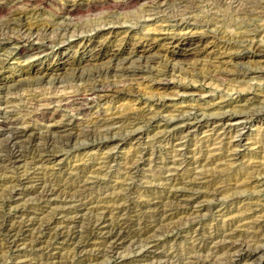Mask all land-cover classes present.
Wrapping results in <instances>:
<instances>
[{
    "label": "rangeland",
    "instance_id": "obj_1",
    "mask_svg": "<svg viewBox=\"0 0 264 264\" xmlns=\"http://www.w3.org/2000/svg\"><path fill=\"white\" fill-rule=\"evenodd\" d=\"M168 1L172 8L176 7L177 0ZM214 1L197 0L198 8L176 24L162 21L161 16H144V5L156 0H137L125 8L116 5V0H40L34 4L39 7L38 15L27 18L26 23L57 22L56 28L29 39L23 28L25 20L16 22L8 33L3 26L15 14L33 6L27 0H0V37L15 36L19 41L17 45L3 39L0 42V114L28 105L29 110L19 114L24 120L22 125L28 123L42 131L50 126L56 130L55 138H59L65 133L57 123L63 118V111L56 109L57 102L41 100H55L102 82L105 87L96 103L88 114H79V130L87 125L82 124L86 118L95 117L100 111L115 116L119 108L155 110L164 102L169 112L165 113L166 119L160 116V122L141 123L142 127L135 131L123 128L116 133L115 129L108 136L55 144L45 153L44 162L35 154L28 155L33 146L44 140L22 139L27 154L12 168H3L6 163L0 162V264H167L166 256L171 257L168 264H194L195 259L197 264H204L210 257L218 259L219 264H264V248H257V237L253 235L264 233V171H258L264 160V75H206L208 65L213 64L216 70L230 72L243 65L264 66V54L251 43L253 38L264 43V20L257 14L262 9L251 0L257 10L238 26L236 22L242 18L233 9L236 4ZM213 12L221 20L216 24H198L190 17L203 18ZM66 19L74 22L75 35L71 32L64 40L45 45L43 38L56 37ZM224 44L241 53L223 55ZM149 58L157 59L155 69L164 64L189 69H170L164 76H156L150 68L136 70V75L106 70L120 63H144ZM199 63L205 66L191 71L189 65ZM78 72H84V79L74 77ZM116 83L122 92L115 93L107 85ZM124 83L128 86L123 88ZM33 100L35 109L49 103L46 115L34 117L35 109L30 104ZM248 100L256 102L252 107L256 108L257 117L234 124L233 130L242 133L241 137L236 136L240 142L232 144L238 153L225 157L230 146L213 144L224 132L220 123L222 119L238 117L232 108L239 109ZM224 103L231 107L223 113L214 110ZM193 106H210L214 114L203 117L193 111L182 115V110ZM168 124L171 126L166 128ZM175 132H189V137L178 141L173 136ZM42 135L50 134L44 131ZM209 136L213 138L205 141ZM212 149L218 152L219 164L208 167V176L194 179L195 185L182 183L180 178L186 174L170 177L163 167V161L189 163L201 151ZM132 157L140 163L136 171L126 167ZM193 165L197 164H188L187 168ZM244 179L250 182L241 184ZM46 187L55 190L50 198L41 196ZM191 197L193 202L188 204ZM19 223L22 231L13 230L11 225ZM120 227L124 237L116 242L112 234ZM229 232L236 235L233 240L249 244L235 256L224 247L214 249L213 242H220Z\"/></svg>",
    "mask_w": 264,
    "mask_h": 264
},
{
    "label": "bare ground",
    "instance_id": "obj_2",
    "mask_svg": "<svg viewBox=\"0 0 264 264\" xmlns=\"http://www.w3.org/2000/svg\"><path fill=\"white\" fill-rule=\"evenodd\" d=\"M27 1H29L30 4L27 3V2L26 3L28 5H32L33 7L29 8L28 6H25V7H28V9L25 8V9H27V11L21 12V13H18V14H15L16 17L11 18V20L8 19V21L5 23V26H3V30H6L5 32L8 33L10 29H12V28L14 29V26L13 25H15V23L18 22L20 19L25 20V25L26 26H23V28L25 29L24 31L26 33V37L29 38V39H32V37H35L36 34L43 35V34H46L49 30H54L56 28L55 24L57 22L53 23V22H47V21H35V23L33 22V24H30V23L27 24L28 22L26 23V19L27 18H29L31 16H36V14L38 15V11H39L38 8L39 7L37 8V6H34V4L37 1H40V0H27ZM116 1H118L116 5L120 6L121 8H125L126 6H128V4H130L131 2H136L137 0H116ZM196 1L197 0H177L176 3H174L176 7H173L172 8V6H171L172 4H169L168 3L169 2L168 0L167 1L166 0L165 1H163V0H158L157 1L156 0V2H152L150 4H148V3L145 4L144 5V8L142 10L145 13V14L143 13L144 16L147 15V16L150 17V16H156L157 15V16H161L160 18H162V21H169V22L170 21H173V22H176V24H177L178 22H180V20L182 21V19H183L182 16L184 17L185 15L191 14V13H193L198 8V6H197L198 4H196ZM215 1H214V4H215ZM229 1H230L231 4H233L232 6H234L236 4L233 9L235 10L237 16L239 15L242 18L240 20V22H236L238 24V26H241V25H243L245 23V21H246L245 20V17L246 16L249 17V16H251V15L254 14V12H255L254 9L256 8V6L253 8L252 5H251V3L252 4L254 3V1H255V3H258L259 4V8L262 9L261 11L259 9L260 12H258V11H257L258 13L256 12L258 14V16H259L258 18H261L260 20H264V0H254V1H251V0L250 1H246V0H229ZM7 2H9V1H7ZM210 2H213V1H210ZM218 2L221 3V4L222 3L225 4V3H228V0H219V1H217V3ZM203 3H204V1H203ZM199 5H200V3H199ZM145 6H147V7H145ZM120 7H118V8H120ZM22 10H24V9H22ZM255 10H257V9H255ZM179 15H181V16H179ZM214 15H216V13H214V12L211 13V16H208V14H207L206 16L208 17V19H207V17H203V16H202L203 18L198 17L199 15L196 16V17L193 16V15L192 16L189 15V16L193 19V21H195L198 24H202L203 25L205 23L204 25H208L209 23L210 24H216L217 22H220L221 21L219 18H216V16H214ZM110 17L111 16H109V18ZM106 19H108V18H106ZM125 19H128V17L125 18ZM131 20H132V18H131ZM131 20H130V22H131ZM19 22H21V20ZM222 22L224 24V21H222ZM247 22H249V21L247 20ZM254 24H256V22ZM260 25H262V23ZM260 25L258 24L257 26H260ZM263 25H264V23H263ZM59 28L61 29V31L58 34L56 33L57 34L56 37H54V38H52V37L43 38V39H46V40H44L45 41L44 42L45 45L46 44L47 45H50L53 42L55 43V41L57 39H60L61 41L64 40V38L68 36V33H71L72 32V35H73L74 34V31L76 29V26H75V24H74V22L72 20L70 21V20L66 19L61 24V26H59ZM12 32H13V30H12ZM8 35H10V34H8ZM6 36L4 35V37H6ZM41 37H43V36H41ZM38 38L39 37H36V39H38ZM153 38H156V37H153ZM2 39L5 40V42H7V43H11V44H15V45H17V43H19L18 37H15V36H8L6 38L0 37V42L2 41ZM28 41H31V40H28ZM251 43H252V47L253 48L259 50L261 54H264V43L263 42H261L259 40L256 41L255 38H253L252 41H251ZM30 44H31L32 49H35V47H33L34 46L33 45L34 43H32V41L30 42ZM229 47L230 46H226L224 44V46H223L224 49H223V53H222L223 55L225 54L226 56L232 57L233 55H236V54H240L241 53V52H238V51L237 52H233V51L230 50ZM16 48L18 49V47L15 46L14 47V50H17ZM154 59L155 58H149V59L145 60L144 63L142 61V63L133 64V65L130 64V65H127V66L126 65H123L122 63H120V65H116L115 68L108 67V68H106V70H107V72L108 71H110V72L113 71V72H116V73H119V72L120 73L121 72H129V74L131 73V74L134 75L136 73L135 72L136 70L144 71L146 68H148V69L150 68V69H153L154 71H156V76L157 75L158 76L159 75H163L164 76L170 69L171 70L178 69L179 71H183V70H186V69L188 70L189 69L188 67L187 68H184V66H179V65H176V64H173L171 67H169V65H167V64H164L165 66H163V68H161V69L160 68L159 69L158 68L155 69L156 68V67H154V65L156 64L155 63V60H157V59H155V60ZM188 64H190V63H188ZM203 64L202 63L193 64V65H189V67H191V71H192V70H196L198 68L201 69L202 66H205ZM198 65H201V66L199 67ZM159 66H157V67H159ZM208 66H209L208 72L206 73V75H207L208 78L215 77L216 75H225V74H228V75L229 74L230 75L232 74V75H235L237 78H245L248 74H254V73H257L258 76L264 75V66L263 67H259L260 68L259 69V68H253L252 66L251 67H246V65L245 66L243 65V68H240L239 70L238 69L237 70H234L232 72L226 71V69L225 70L224 69L216 70L215 67H214V64L211 65V67H210V65H208ZM101 69H102V67H101ZM103 71H104V68H103ZM98 72H101V71L99 70ZM84 76H85L84 72H80L79 74H76L75 73V75H74V77H78L77 79H79V78H83L84 79ZM126 82H128V81H126ZM106 83H108V82H106ZM127 84L124 83L122 87L123 88L126 87ZM107 85H109V87H112V89H110V88L109 89L110 90H115V93L122 92V89L119 88V84H117V83H116V85L115 84H107ZM129 85H130V83H129ZM104 87H105V85L103 86V82H102V85H100L98 83L97 84H93V85H87V86L84 87L83 90L81 89L82 91H80V92L79 91L78 92L75 91L76 93H72V94H68V95H61V96L55 98V100H53V99H51V100H49V99L48 100L47 99L43 100L42 99L41 100V102H44V101L45 102L55 101V102H57V103H55L57 105L56 106V109L63 111V118L61 119L60 122H57V123H59V126H60L59 128H64L65 129L64 130L65 133L60 136L61 138L60 137L59 138H55L56 137V135H55L56 130L52 129L48 125H47L48 126L47 127V130H44V131H47V133H49L50 135H42V133L44 131H42L41 127H39L41 130H39V129L37 130L36 127H33V126L29 125L28 123L25 124V125H22L23 122H24V120H23V122L21 121V119L19 117V114L22 111H26L28 109V105H23L22 104V106L19 107V108H14L12 110L10 109L9 111H5L3 113L1 111V114H0V137H1V140H3V141L0 143V162L6 163V165H4L3 168H12L15 164H17L19 162V160L22 157H24L27 154L26 150L22 146V144L24 142L23 141L24 138L26 140H27V138H29V141L30 142L35 141V139L36 140L39 139V137H41V139L44 140L43 143H41L40 145H39V143H37L38 145L33 146L32 149H31V152L28 153V155L29 154H33V155L35 154L36 157L38 156L40 158V162H44V161L47 160L44 157L45 153H47V151H48L49 148H51V147L54 148L55 147V144H58L59 143V144H62V145H68V144L72 143V141H78V140H81V139L85 140V139H89L92 136L101 135V134L103 136H108L115 129H116V133H117L118 130L123 129V128H127V129H129L131 131H135V130H138V129H140L142 127L141 123H150V122H156L157 123V122H160L161 121V119H157L158 117H160V116H163V118L166 117V114L165 113H167L166 111L168 110V108L166 107L167 105L164 102H162V100L164 101V99H161V101H160V102H162L161 105L158 106L155 110H152V109L142 110L141 109L142 111L140 110V111L136 112L135 110H131V109L130 110L129 109H127V110L126 109L119 110L120 109L119 108L118 111L115 112V114H116L115 116H110V115H108V113H104V112L100 111L96 115H94L95 117L86 118L87 120L84 119L87 122L83 121L82 124L84 126H85V124H87V125L83 129H80L79 130L77 128V125L78 124H81L78 121L79 114H84V115L88 114L87 111L90 110V108L92 107V105L94 103H96V101L98 100V98L101 96V92L104 89ZM125 89H127V88H125ZM254 102L255 101L248 100L247 102H245L244 106L239 107V109H237V107H233L232 110L234 112H237L239 114L238 117H236L234 119H224V120L222 119V123H220V125H222V129H224V132L222 134L218 135L215 138V140L213 141L214 143L213 142L212 143L213 144H221V146H224V147L230 146V147H227V149H226L227 150V154L225 155V157H234L235 155H237L238 152L236 153V150L235 149H232V144H236L237 142L238 143L240 142V141L236 140L237 139L236 136L239 135L241 137L242 136V133H240L239 131H236V128H235V130H233V126H234V124L236 125L238 123H244V122H247L248 120L252 119L253 117H257V113L258 112L256 111V108L254 109L252 107V106H256V104L254 105ZM30 104H33L32 106L34 107V105H36V101L34 102V100H33V102L31 101ZM196 107L193 106L192 108H189V109H186V110H182V113H183L182 115L183 116L186 115V114H189L190 115V114H192L193 111H195L196 113H199V114L201 113V115L203 117H208L209 115L214 114V112L212 113L210 111V110H212V109H209L210 106L209 107L196 106ZM226 107L229 108V107H231V105H225V103L224 104H220V106H218L217 109H214V110H217L216 112H218V113H223L225 111ZM49 108H50L49 103H48V105L42 104L41 105V108H38V109H35V107H34V109H35L33 111L34 117L35 118L38 117L39 114H41V115H44L45 114L46 115V109H49ZM259 112H261V111H259ZM169 119L170 120L174 119V116L171 115V117ZM194 119H198V117H195ZM206 122L209 123L210 120L207 118L206 119ZM57 123H54V124L56 125ZM170 126L171 125H169V124L168 125H165L166 128H168ZM163 130H165V129H163ZM209 130H213V129H209ZM74 131H76V132H74ZM187 134H183V133H180V132H175L173 136H175L178 141H182V140L188 139L189 135H187ZM262 135H264V133ZM262 137H264V136H262ZM211 138H213V136L212 137L209 136L208 140L207 139L206 140L204 139V140L207 141V142H209L211 140ZM165 140H167V142L170 141V139H168V138H166ZM257 141H259V140H257ZM213 144H211L212 147H214ZM217 146L215 148H218V150H219V148H221V146H219V147H217ZM200 150H202V149H200ZM215 150L216 149H212V150H208V151L205 150V152L204 151H201L202 153L199 152V153H201L200 156L199 157L196 156L197 158L195 157L194 160H192V161H190V159H189V161H190L189 163L187 161H185V160L184 161H176L175 159H173L170 162H164L163 161L162 162L163 163V167H164L165 170H167L169 172V174L171 175L170 177H174L175 175H184V174H186L185 175L186 177H182V178H180V180L182 181V183H185L187 185L188 184L191 185V184H194V182H195L194 179H197L198 176H202V177L203 176H208L206 174V173H208V172H206V170L210 171V168H208L209 166H211L213 164H216V165L219 164V163H216V160H218L219 157L217 158V156H218L217 153L218 152H214ZM198 151H199V149H198ZM181 153H182V151L180 152L179 155H182ZM137 156L134 155V157H137ZM109 157L111 158V155H109L108 158ZM139 157H141V155ZM129 160H130V158H129ZM224 160H222V161H224ZM191 163H194V164H197V165L196 166L193 165L191 167V169H188L187 166H188V164H191ZM139 164H138V161L137 160H134L133 157H132V159L130 160L128 166L126 165V167L130 171H134L138 167ZM198 166H200V168ZM257 169H258V167H257ZM261 170L264 171V160L261 163L258 171L260 172ZM251 177H253V176L251 175ZM168 178H169V176H168ZM185 179H187V180H185ZM169 181H171V180H169ZM245 181H243L241 184H243V183L248 184V182H250V181H246V182ZM194 185H192V186H194ZM243 186H245V185H243ZM54 191L52 189H48L46 187V188L42 189V191L40 193H41V196L42 197H44V198H50L51 196H53L55 194ZM17 192L18 191H16V193ZM21 193H17V194H21ZM192 199H194V197H191L188 200L187 203L188 204L189 203H192L193 202ZM20 223H19V226H17V225L16 226L15 225H11L12 229L13 230L22 231L23 228H22V226H20ZM143 230H142V232H143ZM145 230H146V228H145ZM260 230H261V228H260ZM112 232H114V231H112ZM112 235H114V238H116V242L119 241V240H121V239H123V237H124V236H122V229H121V227L120 228H116L115 234H112ZM253 235L257 237V241L255 242L256 245H258L257 248L258 249L264 248V244H263L264 243V233L263 234H260V233L257 234V233H255ZM254 236H252V237L254 238ZM212 237L213 236L211 235V238ZM233 238H236V235H234L233 233L229 232V233L225 234L223 240L221 239L222 241L220 240V242H218V241L217 242H213L215 244L214 249L215 250H218V249L224 247V250L227 249V251L229 250V251L233 252L232 253L233 255L234 254L236 255V253L239 254L242 251H244L246 249L245 246H249V244L246 245V243H242L240 241L237 242V239L235 241V240H233ZM255 238H254V240H256ZM248 243H250V242L248 241ZM253 243L254 242H252L250 244H253ZM166 257L167 258L164 261L169 263L171 257L170 256H166ZM217 257L219 258V256H217ZM195 260H196V262L194 261L193 263L194 264H197L198 263L197 262V259H195ZM217 260L218 259H213V258L210 257V258H208V259H206L204 261V264H219V262L217 263ZM160 261H162V260H160ZM225 262H223V263L220 262V263L221 264H225Z\"/></svg>",
    "mask_w": 264,
    "mask_h": 264
}]
</instances>
